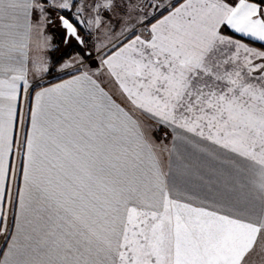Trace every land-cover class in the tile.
Segmentation results:
<instances>
[{
  "label": "snow or ice",
  "instance_id": "6c2138e0",
  "mask_svg": "<svg viewBox=\"0 0 264 264\" xmlns=\"http://www.w3.org/2000/svg\"><path fill=\"white\" fill-rule=\"evenodd\" d=\"M170 7L0 0V264H264V0ZM53 14L111 48L41 87L33 17ZM136 112L172 130L167 171Z\"/></svg>",
  "mask_w": 264,
  "mask_h": 264
},
{
  "label": "crops",
  "instance_id": "0c3cea01",
  "mask_svg": "<svg viewBox=\"0 0 264 264\" xmlns=\"http://www.w3.org/2000/svg\"><path fill=\"white\" fill-rule=\"evenodd\" d=\"M133 2L139 3L143 11H146L148 13L147 19L151 20L152 23H155L156 20L162 18V15H160L161 12L163 13V15H167V11H164L165 8L171 10L170 7L171 5L175 4L176 6H178V4L182 3L183 0H133ZM150 4H159L160 5L159 11H156L154 13L153 8L149 6ZM153 14H155V19H152ZM56 20L60 25L58 17ZM58 24L53 25L50 23L49 29H43L46 25H44L43 27L40 26L38 22V17L37 16L33 17V30L31 33V41H30V59L34 58L36 47H38L39 53L42 52L46 54V57L44 56L42 58L46 62L45 66L48 70L44 72H36L34 69L31 68V64H30L29 79L31 83L38 84L41 87H49L51 85L61 83L64 80L70 79L71 78L70 74H76L75 70L66 72L68 69H72L75 65H77L76 61L73 63L71 61L68 62V58H67L57 66H53L52 64L53 54L55 53L56 47L59 46V44L61 47L67 45L66 42H63L62 40V36L64 32L59 28ZM129 26L131 27V25ZM147 26L150 27V25ZM137 29L139 30L137 34H140L143 31V29L140 28ZM223 31L224 34L233 36V38L235 39H241L242 43H247L251 47H256L258 49L261 47L259 42H252L247 38H241L240 34L233 33L229 29H224ZM42 37L49 38L47 47L41 46ZM78 51L82 52V49L78 48ZM83 62L85 67L91 69L92 71H95L97 68L100 67V64H96L88 67L87 64L89 62L87 57L83 59ZM65 64L70 65V67H64ZM101 79L103 80L102 86L105 87V90L108 91L110 94H112L114 98H117L119 102V100L122 99V97H120V93L118 89L114 87L113 83L110 82L109 78L101 77ZM38 90L39 87L35 89V91ZM136 117L140 120L142 127H144L146 135L150 138L151 142L156 147L157 156L160 160L162 168L164 169V171H167L168 152L167 150L162 151L161 149L165 148V146L167 148H171L172 130L165 129L163 126L157 125L155 121L149 119L146 115L140 114L139 112H136ZM162 133H165L166 137H164ZM3 250H6L5 238L0 236V252H2ZM0 259H2V256H0Z\"/></svg>",
  "mask_w": 264,
  "mask_h": 264
},
{
  "label": "rangeland",
  "instance_id": "374dc122",
  "mask_svg": "<svg viewBox=\"0 0 264 264\" xmlns=\"http://www.w3.org/2000/svg\"><path fill=\"white\" fill-rule=\"evenodd\" d=\"M57 15L53 14L51 17V24H58L57 22ZM55 20V21H54ZM59 25V24H58ZM43 27V26H42ZM52 27V26H51ZM49 24H46V26L43 29H49ZM59 28L64 32V29L61 27V25H59ZM120 31L119 27L115 28V32L118 34ZM137 32H139V30H136ZM117 39H122V37H116ZM66 39V38H65ZM67 45L61 47L60 44L59 46H55V53L53 54V66H57L59 64L62 63V61H64L65 59L68 58V62H75L77 60H83L84 58L88 57L89 54L91 55L92 59L89 60L88 59V64L87 66H93L96 64H100V55L98 54L97 49L101 47V45H103V51L107 52L110 48H111V42L104 37L103 34H98V33H93L92 39L89 41V44L87 47H85L84 45H79L77 42H75L74 40L72 41H68L66 43ZM78 48L83 49L82 52L78 51ZM46 57L45 53H39L38 47H36V51L34 54V58L37 57ZM77 65H75L72 69H68L66 72H69L71 70H75V67ZM46 67V66H45ZM164 137H166L165 133H162Z\"/></svg>",
  "mask_w": 264,
  "mask_h": 264
}]
</instances>
